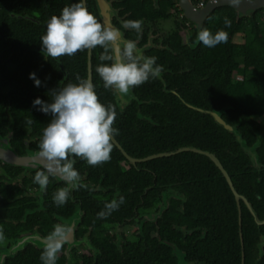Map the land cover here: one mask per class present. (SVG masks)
<instances>
[{"label": "trees", "instance_id": "1", "mask_svg": "<svg viewBox=\"0 0 264 264\" xmlns=\"http://www.w3.org/2000/svg\"><path fill=\"white\" fill-rule=\"evenodd\" d=\"M76 2L79 0H0V133L12 134V146L19 153L23 151L22 140L36 133L43 135V129L52 119L51 114H44L38 110L39 106H33L34 100L39 98L51 103V90L68 83H78L77 75L81 78L88 76V50L78 52L74 56L60 57L59 61L42 52L41 37L46 34L47 21L53 15H60L65 6ZM161 4H163L162 9ZM175 4L176 0H164L156 9L149 0L113 2V6L119 10L125 21L142 20L143 22L169 18V15L165 14L166 8L169 6L174 8ZM87 5L88 10L98 16L95 1L87 0ZM37 11L40 25L25 19L24 16L32 17V13ZM160 11L161 14H155ZM11 14L15 16L12 17ZM17 16L22 18L18 19ZM225 17L231 21L230 27L225 28ZM97 19L99 20V16ZM202 28H208L213 34L223 29L228 33L227 42L212 48L205 47L200 42L196 48L191 49L181 45L180 37L176 33L167 38L164 49H160L161 46L157 44L156 48L146 52L157 57L159 62L171 63L173 68H176L175 71L180 74L178 79L183 85L182 89L177 91L175 87L167 84V81L164 85L162 79L155 78L152 84L147 85L146 82L134 88L146 102L142 110L151 117L149 126L140 125L137 119V103L121 111L115 102L113 89L104 88L103 81L95 69L98 64L110 63V61L99 60L103 52L100 47L94 49L92 57L95 91L101 103L105 105L111 103L116 107L117 119L114 127L119 130V134L115 138L132 157L156 155L180 147H193L210 152L216 155L230 175L237 193L248 199L256 211L255 214L262 219L264 218V169L257 172L258 168L253 167L255 165L251 158L233 133L218 125L210 115L188 108L180 98L183 97L187 103L206 111L224 109L225 113L222 117L225 121L238 129L246 145L249 147L255 145L258 134L264 130V8L244 16L231 7H221L211 13ZM141 31H145L144 28ZM140 34L141 32L137 33L135 30L133 34L127 32V38L134 40L135 36ZM236 38H240V41H235ZM60 62L68 73L66 79L60 69ZM31 73H35L42 82L40 87H36L35 82L29 78ZM149 101L153 103L148 104ZM189 114L203 119L200 127L203 132L202 136H199L201 140L199 137L187 140L184 129L171 124L173 121L179 122L178 115H184L186 117L184 120L190 121ZM28 120H33V123L27 124ZM31 149H37V145L31 146ZM257 153L259 163L264 164V139ZM124 160L125 157L113 145L111 159L97 166L96 172L92 171L87 175L84 173V178L93 180L94 184H100L103 180L106 186L112 182H127L125 187L129 189L128 183L133 181L130 180L133 173L122 170L120 161ZM199 160L202 189L195 188L187 195L185 207L188 212L193 211L191 208L198 211L201 218L197 223L200 222L208 228L209 233L197 242L196 250L189 251V254L191 256L194 253L201 260L205 256V260L210 262V255L215 249V236L222 237L227 242L235 237L236 255L227 259L225 264L229 261V264L234 262L240 264L238 205L223 173L215 163L207 156L188 152L151 161L150 166L157 182L164 184L168 167L173 169L177 165L187 166L190 163L197 165ZM3 166L9 176L6 178L0 175V225L4 226V235L13 237L12 235L19 228L35 225L47 226L51 231L53 223L47 222L44 214L34 215L26 212L36 205L31 202L29 189L27 191L22 187H27L30 182L34 183L36 172L24 176L20 167ZM49 180L44 192L45 200L50 202L46 208L49 212L48 218H53L54 215L69 218L75 209L73 204L67 202L64 206L57 207L52 203L53 193L65 187V182H58L54 177ZM142 181L148 182L146 179ZM104 184L101 185L105 186ZM78 194L82 195L81 192ZM240 204L243 236L250 238L254 234L252 230L257 231V226L244 202L241 201ZM102 206L101 199L83 197L82 224L84 226L93 224L96 227L98 222L95 215L105 210ZM117 211L118 213L115 214L120 220L127 216L123 210ZM26 213H28L26 222H23ZM179 217V214L174 213L172 220L179 223ZM189 222L193 225L190 218ZM162 238H165L163 233ZM197 238L198 236L194 237L195 240ZM169 239L182 246V235L175 229L169 230ZM144 247L146 248L143 252L132 248L131 252H124V255L130 254L132 257L123 258L119 264H163L168 260V254L171 252L159 240H150ZM103 249L117 252V248L110 243H106ZM169 250L170 252L167 253ZM41 252L42 250L36 247L28 246L14 258L7 259L5 264H42ZM119 259L121 258L112 260L113 264ZM101 264L108 262L101 261Z\"/></svg>", "mask_w": 264, "mask_h": 264}, {"label": "flooded vegetation", "instance_id": "2", "mask_svg": "<svg viewBox=\"0 0 264 264\" xmlns=\"http://www.w3.org/2000/svg\"><path fill=\"white\" fill-rule=\"evenodd\" d=\"M94 1L96 4L99 21L103 24L100 11L97 5V1L96 0ZM107 1L113 11L111 17L113 26L115 27V29H118L123 34L124 39L129 40L127 38V32L129 34L131 33L133 34L134 30L125 29L123 27V22L125 21V19L124 17L121 16L119 10L113 6V2L115 1L117 2V0H107ZM149 1H151L154 7L157 9L159 3H162V1L164 0H149ZM190 1L194 5L193 1L192 0ZM86 5H87V0H86ZM162 6L163 4H161V9ZM86 7L88 8V5ZM194 9L200 10L195 6ZM32 14H33L32 17L24 16L25 19H28L33 23H37L38 25H40L39 22L40 16L38 15V11L33 12ZM155 14H161V11ZM165 14L169 15V18L167 19L159 18L156 20L143 22L142 28H144L145 31H140L141 34L135 36V39L133 40L136 42L140 52L145 56L153 57L146 52L156 48L157 44L161 46L160 49H164L165 44L167 43L166 42L167 38L176 33L180 37L182 46H188L191 49H194L200 43L197 41V34L199 33L197 26L195 24H192L184 16L183 10L179 8L178 0H176V4L174 8H171L170 6L166 8ZM94 15L98 17L96 14ZM11 16L14 17L15 15L11 14ZM17 18L21 19L22 17L17 16ZM167 25L169 26V28L167 27ZM93 51L94 49L88 50V76H87V78L89 79V57H91L90 59H91L92 82H93V69H92ZM56 60L59 61V58ZM157 64L163 66V71L161 72L160 76L156 79L157 80L162 79L164 81V85H166V81H167V84H170L173 87H175L177 91L182 89L183 85L178 79L180 74H178L175 71L176 68H173V65L171 63H167L165 61L162 63L157 60ZM60 69L61 71L64 72L65 75L64 78L66 79L68 73L65 72V69L63 68V64L61 62H60ZM152 83H154V79H150L147 82V85ZM59 84H61V82H59ZM135 90L136 89H132L131 94L129 96H124L122 94H120L119 96V93L113 90L115 94V102L121 111H124L129 106L133 107V105L137 103L138 105L137 119L138 121H140V125L149 126V121L151 117L145 114V111L142 110V108H144L143 105L146 102L141 98V95H138L135 92ZM173 92L177 94L176 91ZM180 99L184 103V105H186L188 108L198 113L199 112L204 113L202 111H206L197 108L191 105L190 103H187L183 97ZM152 103H153L152 101L148 102V104H152ZM189 105L195 108L193 109ZM196 109H200L202 111H198ZM206 112L207 113L204 114H208V115H210L208 112H220L221 118L225 121V119L222 117V114L225 113L224 109L221 111H206ZM211 117L217 123L215 118L213 116ZM178 118H179V122L173 121L171 124L172 126L183 128L184 136L187 135L186 138L187 140H192L196 137L202 136L203 131L200 128L203 120L202 117L198 118V117H194L193 115H190L189 117L190 121H185L184 119H186V117L184 115H178ZM225 122L227 123V121ZM236 130L238 129L236 128ZM0 135L5 139L8 138L11 147L15 150V152L19 156H23V157H26L32 153H38L39 151L38 145L42 139V134L38 135L37 133L34 135H29L28 138H24L22 140L23 151L19 153V151L12 146V139H11L12 134L8 133L7 135H2L0 133ZM114 140L115 143L114 141H112L113 145L125 157L124 161H120L122 170H124V172L133 173L130 179L133 181L128 183L129 189H126L125 187L127 182H121V181L119 183L112 182L109 184V186H106L103 183V180L100 181V184H94L93 180L91 181L89 179L84 178L83 175L84 173H86L87 175V174H91L92 171L96 172L98 170V167L89 166L86 161L77 157H73V159L75 160L74 167L79 171L80 175L81 174L83 175L80 176L81 179L79 181V184L83 186L71 190L68 203L70 202L71 205L73 204L75 206L74 207L75 209L73 211V214L69 218H64L58 215H54L53 218L52 217L48 218L49 212L46 208L48 206V203L50 202L46 201L44 198L45 189H42L38 184L31 182L28 184L27 187L24 186L22 187V189L26 188L27 191L29 189L28 194L32 198L31 202L36 205L33 209L27 210L26 212L34 215L35 213L44 214L47 219V222L48 221L52 222L53 226L57 223L73 226V233H72L73 238L70 237L69 242L63 246L61 252L58 254V259L56 264H101V261H106L108 262V264H113L112 260L121 258L119 260L114 261L115 264H119L121 263L120 261L123 258L132 257L130 254L124 255V252H129V251L131 252L132 249H137V251L143 252L144 249L146 248L144 246L150 240L153 241L159 240L160 243L166 245L171 250V252L170 250L167 251V253L170 252L168 254V260L167 261L165 260V263L163 264H225L227 262L226 261L227 259L233 258L234 255H236L235 237L231 238V240L227 242L224 240V238L222 237L217 238L216 236L214 243L215 249L214 252L210 255L211 256L210 262L205 260V256L203 260H201L200 257L195 256L194 253H192L191 256L189 254V251L196 250L197 242L205 238V236H207L209 233L208 228H205L200 222L197 223L201 218V215L198 213V211H195V209L191 208L193 211L188 212L187 208L185 207V204L187 202V195L189 193H192L195 190V188L200 190L202 189L201 185H203V183H200L201 180L200 175H202L200 173L201 171L200 160L197 165H192V163H190V165L187 166L177 165L173 167V169L168 167V169L165 172L166 173L165 182L164 184H160L159 182H157L156 176L150 166L151 161L160 158L149 160L151 156H155V155L142 156L139 158L132 157L129 154V152L125 150L122 143L119 142L118 139L114 137ZM174 144L176 143L174 142ZM36 145H37V149H31V146L34 147ZM185 148H193V147H180L174 151H169L165 153L168 154V153L178 152L179 150ZM189 152L192 153V151ZM165 153H159L156 155L165 154ZM182 153H188V152L185 151L163 158L174 157ZM3 165H7V164H3L0 161V175H4L6 178H9L7 174V170L4 168ZM253 167L258 168L257 172H259L264 169V164L258 163V165H255ZM40 169L44 170V168H38L37 170ZM37 170L31 171L28 174H26L25 170H23V175L24 176L30 175L31 173H34ZM52 177H54L58 182H64L63 180L60 181L57 176H51L50 178ZM223 177L225 178L224 175ZM144 179L148 180V182H143L142 180ZM225 180L229 185V182L227 181L226 178ZM101 184H104L105 186ZM78 192H81L82 195L78 194ZM240 196L244 198L241 199L240 202L241 201L244 202V204L246 205V209L253 217L254 224H256L257 226L256 232L252 230V232L254 233L252 237L249 238L243 236V232H242V237L241 235L239 236V249H240V257H241L240 264H247L248 261L249 264H264V218L262 219L259 218L257 214H255L256 211L254 209H253L254 210V214H253V212L248 208V205H250L253 208L252 204L248 201L246 197L242 195ZM83 197H87L89 199H92V197L94 199H101L103 202V206H102L103 208H105L106 204L110 203L111 201L113 200L118 201L120 197H123L124 202L119 205L118 209L123 210V212L127 213V216L122 217V219L120 220L118 215H116L118 213L117 210L112 211L103 218H98L97 216L98 213H96L95 217H96V222H98L97 223L98 225L96 227L93 224L84 226L82 224V220L84 216L82 210ZM38 198L40 200H38ZM28 213H26L25 216L23 217V222H26L25 220L27 218ZM174 213L180 215L179 217L180 219H178L179 223L172 220V216L174 215ZM189 218L193 225L189 224L190 223ZM53 226L51 231L53 230ZM247 227L248 225L246 226V228ZM168 229L169 230L175 229L178 233L182 235V241H183L182 246L181 245L179 246L177 242L169 239ZM240 230H242V209H241V225L239 229V234H240ZM51 231L48 229L47 226L35 225L29 228L21 227L19 228L18 231L14 232L15 234L12 235L13 237H6L4 235V226L0 225V247H4V246L10 247L12 241L15 240V239L13 240V238L18 239L23 236L25 237L31 236L32 234H39L42 238H44ZM162 233H163V237L165 238L161 239ZM15 235L17 237H14ZM196 236H198V238L195 240L194 237ZM106 243H110L114 245L117 248V252L114 253L113 251H110L108 249L107 250L103 249L106 247ZM188 246H190L191 248H188ZM36 248L43 250L42 248L39 247ZM234 264L236 263L234 262Z\"/></svg>", "mask_w": 264, "mask_h": 264}, {"label": "clouds", "instance_id": "3", "mask_svg": "<svg viewBox=\"0 0 264 264\" xmlns=\"http://www.w3.org/2000/svg\"><path fill=\"white\" fill-rule=\"evenodd\" d=\"M238 3L239 0H232ZM142 20H126L125 29L139 33ZM225 28L231 21L224 18ZM228 33L223 29L213 34L208 28H201L197 41L205 47L212 48L226 43ZM42 52L48 57L58 59L63 56H74L84 50L97 47L103 49L100 63L95 71L103 81L105 89H113L124 96L131 90L158 78L163 66L157 64V57L144 56L135 41L121 40L118 29L102 24L85 6L84 0L65 6L60 15H53L47 21L46 34L41 37ZM36 87L41 81L35 73L29 76ZM78 83H68L50 92L52 102L46 103L37 98L33 106L44 114H51L50 123L43 129L42 139L38 145L37 158L44 162V170H37L34 183L46 189L51 176H60L65 187L53 193V202L57 207L64 206L70 197L71 190L82 187L79 171L74 167L73 157L80 158L89 166L95 167L108 162L113 151V138L119 134L114 127L117 119L116 107L101 103L95 85L88 78L77 75ZM32 124L33 120L26 121ZM124 202L123 197L106 204L105 210L97 214L103 218L116 211ZM73 226L57 223L53 230L44 237V248L40 260L42 264H56L58 254L69 242Z\"/></svg>", "mask_w": 264, "mask_h": 264}, {"label": "water", "instance_id": "4", "mask_svg": "<svg viewBox=\"0 0 264 264\" xmlns=\"http://www.w3.org/2000/svg\"><path fill=\"white\" fill-rule=\"evenodd\" d=\"M96 1H97V5L100 11L103 24L115 28L111 21L113 11L111 7L109 6L108 1L107 0H96ZM84 3H85V6H87L86 0H84ZM178 5H179V8L183 10L184 16L192 24H195L198 28V31H200L206 19L211 15V13H213L218 8L231 7L234 10H236L238 13H240L241 15L245 16L249 14L250 12H255L257 10L263 9L264 0H239L238 3H233L232 0H215L213 2H209L208 5L204 9H200V10L194 9V5L191 3L190 0H178ZM121 40L122 41L126 40L124 39L122 33H121ZM90 58L91 57H89V79L92 81L91 59ZM119 96H120V93H119ZM189 106L193 109L195 108L191 105ZM196 110L202 111L200 109H196ZM202 112L207 113L206 111H202ZM208 113L215 118V120L220 126L227 129L229 132L233 133L236 136L238 142L243 147L247 155L251 158L253 164L258 165L259 155L257 153V149L262 145V141L264 139V130H262L258 134L255 145L253 147H249L248 145H246L245 141L242 139V136L239 133V131L233 128L232 126L228 125L221 118L220 112H208ZM113 141L115 143L114 138H113ZM185 151L186 152L192 151L200 155L207 156L222 171L223 175L229 182V185L236 196V200H237L238 208H239V215H240V225H241L240 200L244 198L241 197L237 193V191L235 190L233 186L231 178L229 177L223 165L221 164V162L219 161V159H217L215 155L211 154L210 152L201 151L200 149L185 148V149L179 150L178 152H173V153H168V154L165 153V154L151 156L149 160L172 156L174 154L185 152ZM0 161L3 164L22 168L23 170H25L26 174H28L31 171L37 170L38 168H43V164H44L42 160L37 158V153H32L26 157L19 156L15 152V150L11 147L9 139L8 138L5 139L1 135H0ZM56 176L59 178L60 181L63 180L60 176L58 175ZM248 208L254 214V210L250 205H248ZM240 235L242 237V230H240ZM71 238H73L72 235H71ZM30 245L43 249L44 248V238H42L39 234H32L31 236H26V237L23 236L18 239H15L14 241H12V244L10 247L8 246L0 247V264H5L7 258H14L19 252L25 250V248Z\"/></svg>", "mask_w": 264, "mask_h": 264}, {"label": "built area", "instance_id": "5", "mask_svg": "<svg viewBox=\"0 0 264 264\" xmlns=\"http://www.w3.org/2000/svg\"><path fill=\"white\" fill-rule=\"evenodd\" d=\"M194 3V6L198 9H204L209 2H213L215 0H192Z\"/></svg>", "mask_w": 264, "mask_h": 264}, {"label": "rangeland", "instance_id": "6", "mask_svg": "<svg viewBox=\"0 0 264 264\" xmlns=\"http://www.w3.org/2000/svg\"><path fill=\"white\" fill-rule=\"evenodd\" d=\"M169 24H170V22H169ZM171 25H172V23H171ZM167 27L169 28L168 25H167ZM235 41H240V38H236ZM4 247H5V246H4Z\"/></svg>", "mask_w": 264, "mask_h": 264}]
</instances>
